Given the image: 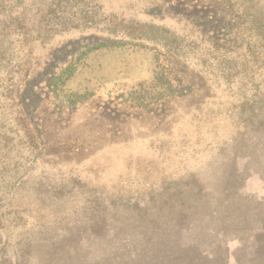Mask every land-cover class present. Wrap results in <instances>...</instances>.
Segmentation results:
<instances>
[{
  "label": "rangeland",
  "instance_id": "1",
  "mask_svg": "<svg viewBox=\"0 0 264 264\" xmlns=\"http://www.w3.org/2000/svg\"><path fill=\"white\" fill-rule=\"evenodd\" d=\"M178 2L0 55V264H264V1Z\"/></svg>",
  "mask_w": 264,
  "mask_h": 264
},
{
  "label": "trees",
  "instance_id": "2",
  "mask_svg": "<svg viewBox=\"0 0 264 264\" xmlns=\"http://www.w3.org/2000/svg\"><path fill=\"white\" fill-rule=\"evenodd\" d=\"M105 1L107 0H0V55H3L8 49H11L12 52H16L17 50L23 52V47H25L28 37L40 40L38 44L42 48L47 47L52 40H55L60 35H63L65 41H67L65 47L69 44L75 45V40L78 41L81 38L76 39L77 33H83V31L106 33L108 36L98 37L97 35H91L88 40L93 43L88 48L83 49L82 53L102 47L131 43L133 41L136 44L145 45L144 41L146 39H132L135 37L132 36V31H127L128 29H121L124 32V37L111 39L110 36L115 30L111 29L114 27L109 24L110 20H112L110 15L108 16L103 10ZM252 1L254 0H235L240 7H246L248 6L247 3ZM261 1L264 0H257L258 3ZM242 14L249 18L259 13L246 12L244 8ZM263 19L257 17L250 21L254 20L256 23L255 20L260 22ZM105 21L109 22H107L108 25H106ZM261 25L263 24L261 23ZM143 26L157 30L164 29V27L154 24H144ZM31 31L34 32L33 36L30 34ZM129 35L131 37H127ZM143 35L142 33L138 38ZM82 40L83 38L80 39L79 45H81ZM9 62L10 67H13V69L10 68V71L13 72L21 70L26 65L25 62L15 61L16 63H12L8 59ZM71 65L72 63L69 64L65 72L73 67ZM40 75L42 74L40 73L36 77L25 79V90L27 87L33 85L31 83L40 80ZM52 77L54 79L56 75H52ZM29 90L28 94H34L33 88Z\"/></svg>",
  "mask_w": 264,
  "mask_h": 264
}]
</instances>
